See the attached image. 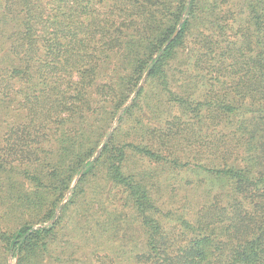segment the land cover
Masks as SVG:
<instances>
[{"label":"trees","instance_id":"obj_1","mask_svg":"<svg viewBox=\"0 0 264 264\" xmlns=\"http://www.w3.org/2000/svg\"><path fill=\"white\" fill-rule=\"evenodd\" d=\"M9 256L264 264V0H0Z\"/></svg>","mask_w":264,"mask_h":264},{"label":"rangeland","instance_id":"obj_2","mask_svg":"<svg viewBox=\"0 0 264 264\" xmlns=\"http://www.w3.org/2000/svg\"><path fill=\"white\" fill-rule=\"evenodd\" d=\"M183 16H184V14H183ZM183 16H182V17H183ZM181 21H183V18L180 19L178 25L176 26V28H175V30H174V33H175V31L179 28V25H180ZM174 33H173V34H174ZM171 37H172V36H171ZM143 79H144V77L141 79V81H140V83L138 84L137 88L141 85ZM137 88H136V89H137ZM133 95H134V93L131 94V96H130L129 100L127 101V103L130 102V99H131V97H133ZM127 103H126V104H127ZM122 110H123V109H121V110L118 112V114L116 115V117H115V119H114V121H113L111 127L109 128V130H108L106 136L104 137V140L107 139L108 136L110 135L111 131H112L113 128H114V124H115V122H116V119H117L118 116L122 113ZM101 145H102V144H101ZM100 147H101V146H100ZM100 147L98 148V150H100ZM98 150H97V151H98ZM76 180H77V177H75V179L73 180L71 186H73V184L76 182ZM69 193H70V191H68V194H69ZM68 194H67V195H68ZM66 199H67V197H65V199L62 200V202L59 204V207H60V206L66 201ZM58 209H59V208H58ZM56 214H58V210H57ZM52 221H53V220H50V221H48V222H45L44 224L51 223ZM8 264H14V258H13V257H11V256L8 257Z\"/></svg>","mask_w":264,"mask_h":264},{"label":"water","instance_id":"obj_3","mask_svg":"<svg viewBox=\"0 0 264 264\" xmlns=\"http://www.w3.org/2000/svg\"><path fill=\"white\" fill-rule=\"evenodd\" d=\"M181 22H182V21H181ZM178 29H179V28H178ZM178 29L175 31V33L172 35V37H171V38H173V37H174V35L177 33Z\"/></svg>","mask_w":264,"mask_h":264}]
</instances>
